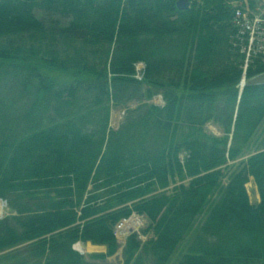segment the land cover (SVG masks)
Here are the masks:
<instances>
[{
	"label": "trees",
	"instance_id": "obj_1",
	"mask_svg": "<svg viewBox=\"0 0 264 264\" xmlns=\"http://www.w3.org/2000/svg\"><path fill=\"white\" fill-rule=\"evenodd\" d=\"M176 1L0 0V264H111L134 212L153 235H131L124 264H264V85L237 87L244 0Z\"/></svg>",
	"mask_w": 264,
	"mask_h": 264
},
{
	"label": "built area",
	"instance_id": "obj_2",
	"mask_svg": "<svg viewBox=\"0 0 264 264\" xmlns=\"http://www.w3.org/2000/svg\"><path fill=\"white\" fill-rule=\"evenodd\" d=\"M234 45L238 47L243 56L244 73L255 60L264 63V0H260L255 9L248 4L239 5L234 12ZM7 201L0 199V219L5 217L8 210ZM146 219L143 215L132 213L128 218L117 222L114 236L121 243L126 244L127 238L140 232L139 227Z\"/></svg>",
	"mask_w": 264,
	"mask_h": 264
},
{
	"label": "rangeland",
	"instance_id": "obj_3",
	"mask_svg": "<svg viewBox=\"0 0 264 264\" xmlns=\"http://www.w3.org/2000/svg\"><path fill=\"white\" fill-rule=\"evenodd\" d=\"M145 65L143 63H138L136 64V68H137V71L139 72V77L142 76V72H143V69H144ZM151 102H154L155 105H161L163 106V103H164V100H163V97L161 95H157ZM139 104L137 103H131V104H128L127 106L125 107H117V106H113L112 107V110H111V113L110 114V128L111 129H117L120 125H123L125 119L127 118V115L128 114V111L129 110H133L134 108H136ZM264 125V124H263ZM262 125V126H263ZM262 126L260 128V131L261 132V129H262ZM206 131L208 133H211L213 135H216V136H223L224 133H223V129H221L218 125L214 124V123H209V125L207 124L206 125ZM259 132H257V134L254 136L253 138V145H251V148H250V151H248L249 153H247L245 155V157H242L240 158L239 160H237L235 163L234 162H231V165L234 164L235 166L238 165L243 159H246L250 154L252 153H256V151H258V144L259 143H256L258 142V138H259ZM254 140L256 142H254ZM246 189H247V192H248V195L250 197V200L252 203H257L260 201V196H259V193H258V188L253 180V178H250L249 182H248V185H246ZM11 211H8V215L11 216V213H9ZM145 221L143 222V224L139 227L140 231L141 230H145L149 224V222H147L146 219H144ZM152 232H150L149 234H140V237L142 236V240L143 241H147L149 240V238H152ZM119 243V241H118ZM93 245V244H92ZM120 245V244H119ZM91 246V245H90ZM123 251L124 249H118V252L117 254L113 255L112 257H109L107 259V261L111 264H124V254H123ZM107 252V249L106 247H99V248H94L93 251L89 252V253H85L84 255L86 257L93 255L94 253L95 254H106ZM150 263V258H148V261L146 264H149Z\"/></svg>",
	"mask_w": 264,
	"mask_h": 264
},
{
	"label": "water",
	"instance_id": "obj_4",
	"mask_svg": "<svg viewBox=\"0 0 264 264\" xmlns=\"http://www.w3.org/2000/svg\"><path fill=\"white\" fill-rule=\"evenodd\" d=\"M177 7L179 8V10L185 11L188 10L190 7V1L189 0H177L176 1ZM264 85V72L260 73L256 76H254L253 78H250L249 80H247L243 86H262ZM239 87V85L237 86Z\"/></svg>",
	"mask_w": 264,
	"mask_h": 264
},
{
	"label": "bare ground",
	"instance_id": "obj_5",
	"mask_svg": "<svg viewBox=\"0 0 264 264\" xmlns=\"http://www.w3.org/2000/svg\"><path fill=\"white\" fill-rule=\"evenodd\" d=\"M141 63V62H140ZM138 64V63H137ZM136 67V66H135ZM145 68V67H144ZM144 70V69H143ZM144 72V71H143ZM143 72H142V76H143ZM142 76L141 77H139V72L137 71V68H136V78L137 79H141L142 78ZM75 248H76V250H78L79 252H86V251H93L94 250V247H92V246H90V245H88L87 247H85L83 244H81V243H77L76 245H75Z\"/></svg>",
	"mask_w": 264,
	"mask_h": 264
},
{
	"label": "crops",
	"instance_id": "obj_6",
	"mask_svg": "<svg viewBox=\"0 0 264 264\" xmlns=\"http://www.w3.org/2000/svg\"><path fill=\"white\" fill-rule=\"evenodd\" d=\"M81 244H83L85 247H87L88 245H91L92 247H94V248H99V247H104L105 248V246H98V245H92L91 243H83V242H80ZM89 252H91V251H86V252H84V253H89ZM91 255V254H90Z\"/></svg>",
	"mask_w": 264,
	"mask_h": 264
}]
</instances>
